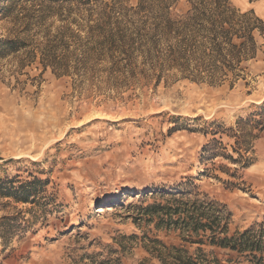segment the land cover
Wrapping results in <instances>:
<instances>
[{
	"label": "rangeland",
	"instance_id": "374dc122",
	"mask_svg": "<svg viewBox=\"0 0 264 264\" xmlns=\"http://www.w3.org/2000/svg\"><path fill=\"white\" fill-rule=\"evenodd\" d=\"M136 4L0 0V40L44 43L66 20L76 30L104 5L132 14ZM232 4L264 20V0ZM188 9L185 0L170 8L174 16ZM256 38L258 53L232 87L177 77L115 89L91 64L68 76L43 70L33 45L0 59V180L44 183L34 203L0 199V224H9L0 264H160L152 240L192 254L197 245L140 217L180 188L224 206L230 234L264 222V35ZM210 145L216 156L203 153ZM235 151L241 161L229 159ZM201 249L222 264H251Z\"/></svg>",
	"mask_w": 264,
	"mask_h": 264
},
{
	"label": "trees",
	"instance_id": "16d2710c",
	"mask_svg": "<svg viewBox=\"0 0 264 264\" xmlns=\"http://www.w3.org/2000/svg\"><path fill=\"white\" fill-rule=\"evenodd\" d=\"M48 1L86 5L92 0ZM177 1L137 0L131 15L122 6L107 11L104 5L101 16H90L85 23L76 24V30L66 20L44 43L19 36L1 39L0 59L33 45L31 59L39 53L43 70L49 68L60 77L78 67L87 71L91 64L100 74L108 75L105 86L115 89L142 88L152 82L157 86L160 80L177 77L230 87L245 79L249 62L258 53L256 36L264 35V20L253 10L236 8L232 0H185L189 9L174 16L170 8ZM203 153L213 157L218 152L210 145ZM236 153L238 158L229 156L231 161L242 160ZM42 184L37 178L21 184L0 180V199L34 203ZM180 189L184 192H167L163 202L141 208L140 217L153 223L155 229L175 232L186 245H197L190 254L184 245L166 246L152 240L148 249L160 264H222L204 254V245L236 253L251 264H264V222L230 234L224 206L213 200L188 198L186 189ZM2 219L0 239L4 247L9 224Z\"/></svg>",
	"mask_w": 264,
	"mask_h": 264
}]
</instances>
